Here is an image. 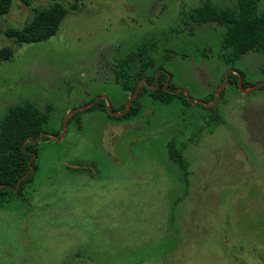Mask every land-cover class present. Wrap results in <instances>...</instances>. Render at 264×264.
Masks as SVG:
<instances>
[{
  "label": "rangeland",
  "instance_id": "374dc122",
  "mask_svg": "<svg viewBox=\"0 0 264 264\" xmlns=\"http://www.w3.org/2000/svg\"><path fill=\"white\" fill-rule=\"evenodd\" d=\"M204 1L59 0L56 34L35 43L4 31L52 0H13L0 16V49L12 51L0 119L15 104L50 108L33 180L0 204V264H264V87L243 91L264 82V53L227 64L225 27L189 17ZM145 40L188 103L116 80ZM136 66L123 64L130 76Z\"/></svg>",
  "mask_w": 264,
  "mask_h": 264
},
{
  "label": "trees",
  "instance_id": "16d2710c",
  "mask_svg": "<svg viewBox=\"0 0 264 264\" xmlns=\"http://www.w3.org/2000/svg\"><path fill=\"white\" fill-rule=\"evenodd\" d=\"M12 1L0 0V16L9 12ZM20 1L26 5L30 4V0ZM52 1L54 3L47 8H34L32 19L24 27L7 28L4 34L19 43L41 42L55 35L66 9L58 2L59 0ZM257 8L258 0H237L236 8L228 6L217 8L210 0H205L202 5L192 9L189 17L197 24L214 22L225 27L222 48L228 52L224 54V61L232 64L231 62L248 51L264 53V12L259 13ZM147 51L146 40L131 50L114 69L116 80H121L122 87L132 89V93L137 83L141 81L138 93L142 89H148L151 98L162 103H169L176 97L181 99L182 103H188L183 92H175L176 86L168 80V73L163 65L156 66L154 57ZM11 54L10 48L0 49L1 59H9ZM128 62L137 63L134 76H130L123 68V64ZM240 75L242 76L241 73ZM237 79L238 75L232 73L229 76V83L237 84ZM242 85L247 88L252 84H246L242 76ZM135 99L136 96L131 99L129 108L123 116L129 117L137 112L134 106ZM95 106L106 111L104 99H98ZM49 110L50 108L41 110L32 103L25 102L9 106L0 119V204L13 196L21 195L24 186L33 180L36 144L48 138L44 125L48 120ZM110 110L116 109L111 106ZM169 150H172V146H169ZM175 161L187 175L183 158L177 155Z\"/></svg>",
  "mask_w": 264,
  "mask_h": 264
},
{
  "label": "water",
  "instance_id": "95a60500",
  "mask_svg": "<svg viewBox=\"0 0 264 264\" xmlns=\"http://www.w3.org/2000/svg\"><path fill=\"white\" fill-rule=\"evenodd\" d=\"M260 85H264V82L258 83V84H256V85L252 86L250 89H248V90H243V91H249V90H252L253 88L258 87V86H260ZM138 86L140 87L139 84H138ZM133 96H134V94L129 98L128 104H129V102L131 101V99L133 98Z\"/></svg>",
  "mask_w": 264,
  "mask_h": 264
}]
</instances>
